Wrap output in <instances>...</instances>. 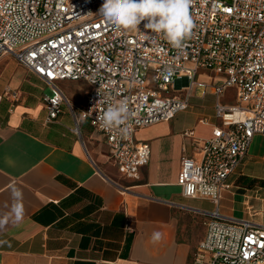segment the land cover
I'll use <instances>...</instances> for the list:
<instances>
[{
	"label": "built area",
	"instance_id": "1",
	"mask_svg": "<svg viewBox=\"0 0 264 264\" xmlns=\"http://www.w3.org/2000/svg\"><path fill=\"white\" fill-rule=\"evenodd\" d=\"M103 3L0 0V59L12 57L50 87L49 121L69 104L59 82L88 83L91 92L79 119L103 135L119 173L133 181L151 157L150 145L136 142L135 132L188 110L194 88L203 95L211 90L220 125L207 141L187 133L201 159L183 157L177 179L186 198L209 199L216 206L192 264H264V225L221 213L226 193L235 189L230 177L242 167L253 139L264 137V0H192L193 28L183 50L145 29V22L139 30L107 22L99 14ZM205 71L225 78L217 84L198 82ZM227 89L236 90L235 104L220 103ZM105 94L128 108L124 124L113 129L97 120L107 107L99 102Z\"/></svg>",
	"mask_w": 264,
	"mask_h": 264
},
{
	"label": "crops",
	"instance_id": "2",
	"mask_svg": "<svg viewBox=\"0 0 264 264\" xmlns=\"http://www.w3.org/2000/svg\"><path fill=\"white\" fill-rule=\"evenodd\" d=\"M77 82L84 81L58 83L69 104L49 121L50 87L12 57L0 59V220L7 221L0 226V264H192L216 206L186 198L177 179L183 157L201 159L187 133L207 141L220 125L217 98L194 88L188 110L138 129L134 139L150 145L151 157L133 181L119 173L103 135L79 119L91 87L84 82L89 90L76 96ZM248 154L243 167L264 160L259 150ZM249 177L237 173L230 181ZM13 189L25 209L19 222L7 219ZM242 190L226 193L221 213L264 225L246 213V193L236 216Z\"/></svg>",
	"mask_w": 264,
	"mask_h": 264
},
{
	"label": "clouds",
	"instance_id": "3",
	"mask_svg": "<svg viewBox=\"0 0 264 264\" xmlns=\"http://www.w3.org/2000/svg\"><path fill=\"white\" fill-rule=\"evenodd\" d=\"M191 4L192 0H104L99 14L107 22L124 30H139L138 26L145 22V29L162 35L172 47L183 50L184 41L190 37L193 28V19L189 12ZM99 102L107 104L106 109L97 116L101 127L113 129L124 124L128 116L127 104L124 101H118L110 94H105ZM11 195L14 202L7 219L19 222L25 212L21 202L22 193L13 189ZM6 222L0 220V226Z\"/></svg>",
	"mask_w": 264,
	"mask_h": 264
},
{
	"label": "rangeland",
	"instance_id": "4",
	"mask_svg": "<svg viewBox=\"0 0 264 264\" xmlns=\"http://www.w3.org/2000/svg\"><path fill=\"white\" fill-rule=\"evenodd\" d=\"M205 76L200 73L198 77V82L207 83V84H217L224 80L223 74H214L211 71H205ZM207 77V78H206ZM76 96H83L87 90H89V86L84 82H77L76 84ZM148 87H153V80L152 77L149 76L148 78ZM172 94L179 95V91L172 90ZM201 89H196L195 95L200 94ZM51 94V91H49ZM235 89H227L225 94L221 97V104L228 105V104H235ZM256 150H259L260 154L264 157V138L260 137L254 141V144L251 143L250 152L254 154ZM249 155V154H248ZM248 157V156H247ZM247 159V158H246ZM249 173L251 178L244 179V185L246 191H240L235 200H236V216L240 217L243 215L244 207L242 205V194L246 193L247 196H250L249 204H246L245 207L250 206V216L253 218H258L264 221V160L252 161L245 165V167H241L238 173ZM253 178V179H252ZM238 184H235V186ZM242 187V186H241ZM250 190V191H249ZM249 191V192H248ZM248 201V198L245 199ZM248 213V211H246ZM256 213V214H255Z\"/></svg>",
	"mask_w": 264,
	"mask_h": 264
},
{
	"label": "trees",
	"instance_id": "5",
	"mask_svg": "<svg viewBox=\"0 0 264 264\" xmlns=\"http://www.w3.org/2000/svg\"><path fill=\"white\" fill-rule=\"evenodd\" d=\"M244 179H245V178H243L241 181L237 182V184H238L239 187L242 186L241 189H242V188H243V189L246 188L245 185L243 184V183H244ZM262 186H264V185L262 184ZM242 191H243V190H242ZM244 191H245V190H244Z\"/></svg>",
	"mask_w": 264,
	"mask_h": 264
}]
</instances>
